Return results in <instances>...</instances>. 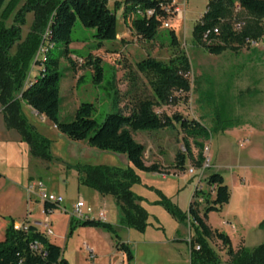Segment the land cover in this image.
<instances>
[{"label":"rangeland","instance_id":"1","mask_svg":"<svg viewBox=\"0 0 264 264\" xmlns=\"http://www.w3.org/2000/svg\"><path fill=\"white\" fill-rule=\"evenodd\" d=\"M25 1H16L18 3L15 10L6 19L7 26L13 23L15 14ZM208 3L209 0H179V6L184 8L183 17L174 18L170 23L171 28L161 25L156 38L151 41L143 40L131 32L124 39L104 41L98 46L94 31L78 21L69 45L70 55L73 54L74 57L65 56V47L61 43L56 45L52 53L54 57L60 58V118L65 121L73 120L77 108L82 103L89 102L94 104L93 117L101 125L111 113H129L139 101L154 100L150 77L139 71L138 62L147 57L169 62L177 53H184L191 64V71L188 74L191 90L184 94L175 92L174 95H178L176 102L156 106L155 110L162 115L180 114L191 121L201 122L211 129L212 135L207 139L187 134L180 123L174 128L133 131L135 140L146 147V163H159L163 172L161 175H152L150 172L138 171L142 179L140 183L134 184L132 189L137 194H145L151 200L161 197L157 191L160 189L180 208L186 209L193 197L198 179L206 189L208 188L206 177L214 172H220L231 191L235 192L232 210L228 214L229 203L225 204L220 211L208 213L206 222L208 221L213 229L223 232L226 231L223 223L230 222V228L237 230L233 237L234 244L238 246V240L246 232L244 244L252 248L264 243V39H262L264 35L257 39L258 46L246 43L238 50L228 48L218 55L206 51L194 43L192 32L197 21L207 11ZM237 11L233 14L232 27L239 31L240 29H236V23L245 22L246 17ZM120 14L117 12L119 22ZM33 19L34 14L28 13L26 23L22 26V38L19 43L30 31ZM173 27L179 39L177 47H174L170 40V31ZM91 54L94 58H99L104 66V80L101 83L95 81V71L87 64V58ZM38 74V66L33 63L28 78L34 80ZM23 109L32 124L52 141L53 158L46 160L52 171L41 175V188L48 192L61 193L65 197L63 205L50 213V223L54 230L49 236L50 239L62 247L63 255L70 264L94 262L89 260L84 250L86 245L97 246L100 258L98 263L104 262L106 258L109 260L113 252H116V238L103 229L89 227L81 233L74 230L72 234L68 226V217L80 195L95 212L101 207L109 211L114 209L116 204L112 200L113 196L106 195L107 205H104V202L94 195L96 190L80 182L78 171L65 165L64 162L68 161L67 145L59 135L72 143L81 141L73 140L60 132L55 124L50 119L43 118L42 114H34L28 104L24 103ZM224 123L227 124V128L216 129ZM241 128L242 131L237 134V129ZM2 133L3 128L0 125V137ZM244 139L249 140L248 144L242 143ZM200 144L204 147L201 148ZM206 145H210L209 152L205 151ZM186 146L190 148L191 153H188L186 158L187 171L181 173L182 171L178 169L174 170L176 156L179 152L185 151ZM97 151H100L98 157L93 158L90 163L122 165L121 154L99 149ZM25 152L23 150V154L20 155L14 151L11 154L12 161L0 162V172L18 182L17 184L9 179H0V224L3 222V216L22 220L29 202L33 203V221L42 222L47 215L42 199L39 204L35 197L30 198L33 193H30L29 188L26 189L22 183L27 173L24 167V162L27 161ZM199 152L206 157L201 168L196 166ZM191 168H194L195 174H191L193 173L190 171ZM232 175L235 178H232ZM143 182L157 188L143 189L145 186L142 185ZM238 183L245 185L241 187ZM143 207L147 211L150 207V212L160 218V224L164 229H157L149 224V216L144 231L126 226L117 228L120 237L130 241L136 263L203 264L191 260L189 234L192 233L191 239L195 237L193 228L184 224L176 236L177 228L164 218L168 212L162 206L160 208L147 203V208ZM201 207H204V204ZM234 214L240 218L241 223L235 222ZM108 218H111V212ZM150 220L153 221V218ZM130 231H134L133 234ZM2 232L0 231V235ZM102 233H107L108 236ZM208 242L220 257L222 264H228L227 247L222 241L212 238L208 239Z\"/></svg>","mask_w":264,"mask_h":264},{"label":"trees","instance_id":"2","mask_svg":"<svg viewBox=\"0 0 264 264\" xmlns=\"http://www.w3.org/2000/svg\"><path fill=\"white\" fill-rule=\"evenodd\" d=\"M16 1L18 0H0V105L3 107L6 126L19 132L22 140L29 144L33 156L48 161L53 158L52 141L29 122L22 109L24 102L50 119L57 129L69 138L87 142L89 146L99 150L125 155L128 160L126 167L79 163L74 168L77 169L82 184L101 195L115 197L121 211V223L144 231L149 214L140 203L144 198L135 193L132 187L141 182L138 171L162 173L163 169L159 163H146V147L135 140L133 131L174 128L180 123L187 134L207 139L212 135L211 129L201 122L191 121L180 114L162 115L155 110L156 106L176 102L178 95H174L175 92L184 94L191 90L188 78L191 64L188 57L180 52L169 62L155 57L139 61V71L150 77L154 100L139 101L131 112L111 113L99 125L93 117L94 104L85 102L77 108L73 120L65 121L60 118V58L52 55L53 50L61 43L65 47V56L70 57L69 45L78 21L94 31L98 46L104 41H115L119 34L117 12L121 5L119 3L111 8L109 0H26L15 14L13 23L7 26L6 19L15 10L18 3ZM172 2L173 0H126L122 13L125 23L132 33L143 40H154L162 25V21L157 17H168L169 13L163 6L170 5L171 9H174ZM237 3L240 5L238 14L240 12L246 17L239 31L232 27ZM138 8L153 9L155 13L151 17L134 16ZM31 12L34 19L30 31L19 43L22 38V26L26 23L27 14ZM215 28H219V34L211 33L208 39L205 38V34ZM263 35L264 0H209L207 11L197 21L192 32L196 45L217 55L228 48L238 50L248 39L257 40ZM170 40L174 47L179 45L175 27L170 31ZM15 45L17 46L13 52ZM46 47L50 48L47 52H42ZM33 63L39 69V74L34 80L28 78ZM87 64L95 71V81L103 82L104 66L100 59L91 54L87 58ZM227 127L224 123L216 129ZM200 146L204 147L203 144ZM188 153L191 151L186 146L185 151L177 154V169H186ZM205 160V155L199 152L196 166L201 168ZM206 184L208 188L195 190L188 211L181 210L159 189L157 191L161 197L154 202L162 205L178 220L190 221L195 231V237L190 240L192 262L222 264L220 257L208 242V239L217 238L227 247L228 264H264V243L252 249L241 247L236 250L227 233L208 225V213L220 211L228 204L232 191L220 172L206 177ZM200 197L202 202L197 200ZM202 204L204 207H201ZM58 207L56 204L45 202V212ZM3 218L6 225L2 232L3 237H0V264H70L63 255L62 247L51 240L42 229L33 224L18 228L13 217ZM78 226L97 227L111 233L116 238V247L126 253L128 261L134 259L130 246L121 241L118 229L112 223L96 218L71 217L72 234ZM35 243L39 248L33 247Z\"/></svg>","mask_w":264,"mask_h":264},{"label":"crops","instance_id":"3","mask_svg":"<svg viewBox=\"0 0 264 264\" xmlns=\"http://www.w3.org/2000/svg\"><path fill=\"white\" fill-rule=\"evenodd\" d=\"M125 1L126 0H112L109 3V5H110L111 8H113L114 6H116V4H119V3L121 5L120 9H118V12L121 13L120 14L121 17H120V22H119V18H118V26H120V27L118 28L119 34H118L117 40L118 39H124L125 37L128 36L129 33L132 32L131 29L125 23V19H124V16L122 14L123 13V9H124V5H125ZM175 1L177 3L178 7L183 10L184 8L180 7L179 4H178L179 0H175ZM262 39H264V38H262ZM70 57L72 58V57H74V55L71 54ZM23 104H24V102H22V109H23ZM29 109L32 110V112L34 114H37L38 113L31 106H29ZM23 112L26 115V117L28 118L29 122L32 124L29 116L26 114V112L24 111V109H23ZM44 117L45 116L43 115V118ZM0 125H2V128H3V133L1 134V137H0V162L1 161H8V162H10V161L13 160V157L11 156V154H13L14 151H16V153L22 155L23 154V150H25L26 151L25 154H26V160L27 161L24 162V164H25L24 167L27 169V173L25 175V178L22 180V183L26 186V189H28L29 187H31V185L36 186L37 184L41 183L42 182L41 181V175L42 174H49V173H51V171H52L51 165L46 160H44V159H42L40 157L33 156L31 154V152H30V146H29V144L27 142H25V141L22 140V137L19 134V132L16 131L15 129H11V128H8L6 126L5 121H4L3 107L1 105H0ZM32 125L41 133V131L39 130V128L36 125H34V124H32ZM240 131H242V128L241 129H237L236 133L239 134ZM59 137L63 138V141L67 145V153L66 154L68 155V161H65L64 162L65 165H67L69 167H72L73 169H76V168H74V166L77 165V164H79V163L80 164H93L94 165V163H90V161H93L92 160L93 158L98 157L100 151H97V149L89 146V144L87 142L81 141L79 143H72L71 141L65 139L61 135H59ZM248 142H249V140H248ZM248 142H247V144H248ZM59 157H61V156H59ZM263 158H264V154H263ZM121 162H122L121 167H126L128 165L127 157L125 155H123V154H121ZM147 164H149V163H147ZM115 166H117V165H115ZM174 170H177V168L174 169ZM180 171H182L181 173H184L187 170L185 169V170H180ZM150 173H152V175H161L162 174V173L160 174V173H156V172H150ZM195 173H196V171L194 170V172L191 173V174H195ZM0 174H1L0 179H2V180L9 179L12 182H15V183L18 184V182H16V181L12 180L11 178L7 177V175H5L4 173L0 172ZM232 176H233L232 178H235L234 175H232ZM237 181H238V179H237ZM198 182H199V179H198L197 183ZM238 184L241 187H243L245 185V184H240V183H238ZM142 185H145L144 187H142L143 189H147L148 187H155L154 185L148 184L146 182L145 183L143 182ZM155 188H157V187H155ZM28 191H29V189H28ZM160 191H162V190H160ZM29 192L30 193H33V194L30 195L31 196L30 198L33 199V197H35V200L40 204L41 201H40V197L37 195V192H35V191L34 192L29 191ZM53 193H55V192H53ZM56 194L62 195L61 193H56ZM94 195L95 196L97 195L101 199V201L104 202V205H107L106 201H107L108 198H107L106 195H101L97 191H95ZM138 195L144 198V200L141 201L140 203L143 206H145L146 208H147V203L154 204L155 201L159 200V197L156 198V199H154V200H151V199L147 198V196L145 194H142L141 193V194H138ZM80 198H84V197L82 195H80L78 197V199H80ZM234 198H235V192H234V190H232V197H231V200L229 202L228 214L232 210ZM78 199H77V201H78ZM112 200L115 202L116 207L114 209H111L110 211L107 210L108 211V216H109V214L111 212V218H107V222H110V223L114 222L115 224H113V225H115L117 228H119L120 226H126L123 223H122V225L120 223L121 222V211H120L119 205H118L115 197H113ZM192 200H193V197H192V199H191V201H190V203L188 205V208H186V209H182L176 203L175 204L181 210L188 211L189 206H190ZM113 201H111V204H112ZM64 202H65V197H64ZM63 203L61 204V206L63 205ZM74 205H73V208H74ZM87 205H90V204L87 203ZM155 205H156V207H160V208L163 207L162 205H159V204H155ZM43 207H44V210H45V202L44 201H43ZM64 207L67 209V207L65 205H64ZM73 208H72V211H73ZM56 209H53L50 212H45V214H47V215L45 216L44 219L48 218L50 220V217H51L50 213H53L54 211H56ZM32 210H33V203H30L29 202L28 208H27L26 212L24 213L22 220L19 221L17 218L13 217L15 219V225H16V227H21L22 225H25V224H33V225H36L38 227V229L41 230V227L39 225V222L32 220L33 219V217H32ZM148 211H149V224L151 223V225H154L155 228H157V229H164V227H162L161 224H160V218L157 217V216H155L154 214H152L150 212V207L148 208ZM153 215H154L155 219H154ZM234 216H235V222H240L241 223L240 218H238V216H236V214H234ZM71 217H74L72 215V213H70L69 214V217H68V226H69V229H70ZM93 217L96 218V219H98V212H94V216ZM152 218H153V221L150 220ZM164 218H166L167 220H169L170 222H172L174 224V226L177 228L176 233H175L176 236H177V232L179 231L180 228H182L184 226V224L187 225V226H189V228L192 229V226H191L189 220H187L186 222H182V221L178 220L175 216H173L169 212H168V215L165 214V217ZM258 221H260V220H258ZM207 223H208V221H207ZM229 223L228 224L227 223H223V224L225 225V230H226L225 232L231 238V242H232V245H233L234 249L237 250V249H239L241 247H246V248H249V249L254 248V247H252V248L247 247L244 244L245 243V237L247 236L246 232H244V234H242V237L237 242L238 243L237 244L238 246H236L234 244L233 237H234V234H235V232L237 230L236 229H233L232 230L230 228V226H229ZM258 223L259 222H257V224ZM5 225H6V220L3 219V222L0 224V231H3ZM208 225L211 228H213L209 223H208ZM86 227H89V229L97 228V227H90V226H83V227L78 226V227L75 228V231L77 233H81V232H83L84 230L87 229ZM126 227H128V226H126ZM97 229H101V228H97ZM130 232L133 234L134 231H130ZM102 234L104 236H108L107 233H102ZM191 235H192V233L190 232V234H189L190 240H191ZM0 237H3V234H1ZM121 241L126 242L130 246V248L132 250V247L130 245V241L129 240H123L121 238ZM115 247H116V243H115ZM89 249H91L93 251L94 255H95V258L92 259L94 262L91 263V264H120V263H123V264H132L133 262H134L133 264H138V263H136L134 261L135 259H133L131 262H129L128 260L126 261V259H127L126 253L124 251H122V250H119L117 247H116V252H113V255L110 257L109 260L106 258L104 260V262L98 263V260L100 258L98 257V252H97V249L98 248H97V246L96 245H93V246L86 245L84 250H86L87 256L89 257V260L90 261H91V259H90V253L91 252H90ZM132 252H133V250H132ZM134 258H135V255H134ZM228 259H229V256H228ZM120 260H122V261H120ZM117 261H119V262L117 263Z\"/></svg>","mask_w":264,"mask_h":264},{"label":"built area","instance_id":"4","mask_svg":"<svg viewBox=\"0 0 264 264\" xmlns=\"http://www.w3.org/2000/svg\"><path fill=\"white\" fill-rule=\"evenodd\" d=\"M112 1V0H109ZM175 5L174 9H171L170 5H164L163 8L169 13V16L166 18H161V17H157V19H159L160 21H162V25L165 28H171V21L174 18H182L183 17V11L181 8L178 7L177 3L175 0H173L172 2ZM236 9L240 10V5L237 3L236 4ZM155 13V11L153 9H142V8H138L135 12H134V16H141V17H151L153 16ZM244 25V22L242 23H236V29H241L242 26ZM219 28H215L213 31H208L205 34V38L208 39L209 35L211 33H214L216 35L219 34ZM48 34V32L46 33ZM247 43L252 45V46H258V41L257 40H253V39H248ZM50 47H52V45H50ZM50 47H46L44 49H42V52H47L48 49ZM248 139H244L242 141L243 144H247ZM205 151L209 152L210 151V145H206L205 146ZM191 172H194V168H191L190 170ZM42 184L39 183L36 186L31 185V187H29V191H32L33 189H35L34 191L37 192V195L40 197V199H42V201L44 202H49V203H53L56 204L58 206H60L63 202H64V197L60 194H56L53 192H48L47 190H45L44 188H41ZM203 185L201 183H197L196 184V189H203ZM214 188V187H213ZM33 192V191H32ZM199 202H202L203 199L200 197L197 199ZM94 209L91 205H87L86 201L84 198H80L78 199V201L76 202V204L74 205L73 211H72V215L74 217H76L77 219H88V218H94ZM108 218V211L106 208H100L98 210V219L107 221ZM39 225L42 227V230L45 232L46 235L50 236L54 233V230L51 226L50 220L48 218L44 219V221L39 222ZM24 226V225H22ZM21 226V227H22ZM20 228V227H18ZM27 228V227H26ZM34 248H39V245L37 243H35L33 245ZM199 248V247H198ZM90 250V259H94L95 255L93 253V251L91 249ZM123 264V263H120Z\"/></svg>","mask_w":264,"mask_h":264}]
</instances>
